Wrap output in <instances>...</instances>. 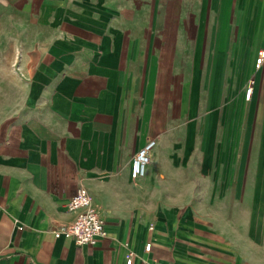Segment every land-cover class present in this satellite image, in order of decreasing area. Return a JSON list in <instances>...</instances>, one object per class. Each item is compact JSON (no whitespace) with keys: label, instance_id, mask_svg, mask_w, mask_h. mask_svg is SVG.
<instances>
[{"label":"crops","instance_id":"1","mask_svg":"<svg viewBox=\"0 0 264 264\" xmlns=\"http://www.w3.org/2000/svg\"><path fill=\"white\" fill-rule=\"evenodd\" d=\"M5 2L0 264H264V0ZM82 187L95 244L55 233Z\"/></svg>","mask_w":264,"mask_h":264},{"label":"built area","instance_id":"2","mask_svg":"<svg viewBox=\"0 0 264 264\" xmlns=\"http://www.w3.org/2000/svg\"><path fill=\"white\" fill-rule=\"evenodd\" d=\"M264 64V48H260L255 58L256 67ZM255 78L252 77L246 87V99H250L254 92ZM157 145V138L151 137L133 154L131 174L134 179L146 176L148 165L151 162L152 152ZM68 208L76 213L68 223L55 230L57 236L64 235L74 239L78 244H95L98 239L107 235L106 221L100 209L86 187L79 188L70 198ZM152 243L146 244V250L151 249ZM136 253L130 251L126 264H134ZM140 264H147L142 260Z\"/></svg>","mask_w":264,"mask_h":264},{"label":"rangeland","instance_id":"3","mask_svg":"<svg viewBox=\"0 0 264 264\" xmlns=\"http://www.w3.org/2000/svg\"><path fill=\"white\" fill-rule=\"evenodd\" d=\"M6 9H8L7 3L5 0H0V104L4 100L13 101L15 99L14 89H16L9 81L13 67L5 64L7 58L11 56L8 44L12 32L11 19Z\"/></svg>","mask_w":264,"mask_h":264}]
</instances>
